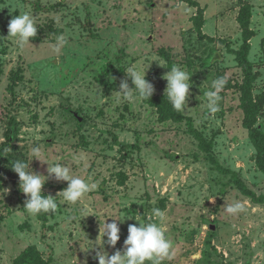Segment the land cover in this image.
Listing matches in <instances>:
<instances>
[{
    "label": "rangeland",
    "instance_id": "374dc122",
    "mask_svg": "<svg viewBox=\"0 0 264 264\" xmlns=\"http://www.w3.org/2000/svg\"><path fill=\"white\" fill-rule=\"evenodd\" d=\"M244 4L253 31L252 96L264 133V0H0V170L8 190L0 193V264H11L29 245L54 264H98L95 250H84L99 242L100 223L116 219L120 228L116 246L104 245L111 255L123 249L128 226H139L119 221L128 215L162 225L172 248L160 264H264V202L239 185L264 196V174L243 125L244 73L234 53L243 42L237 17ZM25 12L38 30L21 49L7 38L8 23ZM173 66L191 76L182 121H159L137 93L132 101L117 95L121 80L132 87L130 67L148 68L153 94L165 93ZM221 77L218 110L210 113L206 94ZM188 119L209 151L200 148ZM31 146L49 164H66L96 185L71 205L59 194L67 182L47 180L42 194L58 208L46 213L44 225L24 209L26 196L11 169ZM47 167L29 163L45 176ZM235 202L244 210L229 214Z\"/></svg>",
    "mask_w": 264,
    "mask_h": 264
},
{
    "label": "clouds",
    "instance_id": "9594fccd",
    "mask_svg": "<svg viewBox=\"0 0 264 264\" xmlns=\"http://www.w3.org/2000/svg\"><path fill=\"white\" fill-rule=\"evenodd\" d=\"M37 26L34 18L27 12L14 16L8 23V37H13L16 40L18 48H23L30 43V38L36 37ZM0 39H4L0 37ZM148 69V68H147ZM141 73L135 68L130 67L126 76L131 79L132 87H129L128 81L121 80L117 95L126 101H132L135 97L134 93L138 94V98L149 99L153 92L154 86L146 79V70ZM189 74L179 66H173L166 73L164 79L167 81L165 94L173 109L177 112H182L187 107L189 89L191 86ZM226 81L224 78H217L212 82V89L207 92V106L210 113H215L218 110V93L224 87ZM27 159H16L12 161L11 169L19 177V188L26 196L24 209L30 215H38L40 213H55L58 208L56 199L51 195H43L42 188L49 179H54L57 182L66 181L67 187L59 192L62 196V202L75 205L95 184H89L84 179L74 176L71 169L66 164L54 163L49 164L46 160L41 159V149L39 146H31L26 156ZM39 160L42 163H47V175L38 174L29 168V163L32 160ZM3 189V188H2ZM8 190L3 189L0 193H6ZM57 196V195H56ZM2 197V195H0ZM244 210V206L240 202H235L226 207L229 214H237ZM154 216L163 220V213L159 209H153ZM72 219H76L75 216ZM125 219H135L139 222L128 226V235L124 240L123 249H117L114 254L109 255L104 250V245L115 247L120 239V228L117 220L107 223L105 219L100 223L99 242L84 250L87 252L90 249L95 250L94 259L98 260V264H160L162 259L170 258L171 242L166 238L165 232L161 224L158 223H141L135 216L128 215L119 221ZM106 237V239H105ZM87 264V261H85Z\"/></svg>",
    "mask_w": 264,
    "mask_h": 264
},
{
    "label": "trees",
    "instance_id": "16d2710c",
    "mask_svg": "<svg viewBox=\"0 0 264 264\" xmlns=\"http://www.w3.org/2000/svg\"><path fill=\"white\" fill-rule=\"evenodd\" d=\"M200 10V9H199ZM200 12H202L200 10ZM249 19H250V7L248 4H244L240 10L237 17V22L239 23L242 29V39L243 42L240 48L234 51L236 55V61L239 66L242 68L244 73L243 82L241 84V98L240 106L244 113L243 125L248 130L249 138L255 149V162L258 169L264 174V133L261 128L257 125V114L259 111L258 103L254 100L252 96V85L255 80L254 74L252 72V65L247 60V54L250 48L249 39L253 36V31L249 28ZM200 21V22H198ZM196 27L198 34L203 37L201 32V16L197 17ZM146 103L156 108L159 121H182L185 117L182 112H177L173 109L172 105L168 101L167 95L165 93L154 95L149 99H143ZM191 132L199 140V146L203 151H209V143H205L203 136L200 135L192 126L191 121L188 119ZM213 163L216 164V167L219 171H223V168L220 164L211 157L210 159ZM0 170V191L3 187V180L1 177ZM240 187H242L243 192L249 195L256 202H264V196H257L249 191L241 182H239ZM44 195V194H43ZM1 203V200H0ZM41 219L43 225L46 222L47 216L46 213H40L37 215ZM11 264H54L52 259H45L41 255L40 251L35 245H29L24 248L11 262Z\"/></svg>",
    "mask_w": 264,
    "mask_h": 264
},
{
    "label": "water",
    "instance_id": "95a60500",
    "mask_svg": "<svg viewBox=\"0 0 264 264\" xmlns=\"http://www.w3.org/2000/svg\"><path fill=\"white\" fill-rule=\"evenodd\" d=\"M211 229H214V226L213 225L211 226Z\"/></svg>",
    "mask_w": 264,
    "mask_h": 264
}]
</instances>
